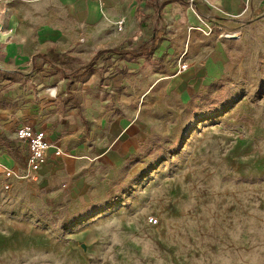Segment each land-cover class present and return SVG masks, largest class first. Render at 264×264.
Instances as JSON below:
<instances>
[{
  "label": "rangeland",
  "instance_id": "374dc122",
  "mask_svg": "<svg viewBox=\"0 0 264 264\" xmlns=\"http://www.w3.org/2000/svg\"><path fill=\"white\" fill-rule=\"evenodd\" d=\"M251 8L243 34L193 29L184 53L176 42L97 91L133 117L137 152L94 175L106 190L92 204L16 198L1 182L0 264H264V4ZM13 68L24 63L0 56Z\"/></svg>",
  "mask_w": 264,
  "mask_h": 264
},
{
  "label": "crops",
  "instance_id": "0c3cea01",
  "mask_svg": "<svg viewBox=\"0 0 264 264\" xmlns=\"http://www.w3.org/2000/svg\"><path fill=\"white\" fill-rule=\"evenodd\" d=\"M253 2L264 4V0H0V56L21 61L25 68L18 76L15 68L0 71V85L12 86L0 99V163L16 172L24 168L28 149L16 137L22 123L45 129L52 143L36 179L5 177L0 171V184L8 183L5 188L16 198L29 194L34 200L67 203L73 210L92 204L106 190L100 192L94 175L137 152L133 117L104 107L109 97L97 91L123 85V71L138 72L141 60H149L151 68L162 54L180 53L176 42H181L178 48L184 53L193 29L218 38L243 34ZM126 38L144 51H109ZM54 52L65 53L68 61L45 60ZM117 55L123 65L110 78L104 74L103 84L95 83ZM93 56V70L80 69ZM185 73L191 74L192 68ZM7 139L25 150L21 161L9 152ZM55 146L63 152L55 154Z\"/></svg>",
  "mask_w": 264,
  "mask_h": 264
},
{
  "label": "built area",
  "instance_id": "2783aa9c",
  "mask_svg": "<svg viewBox=\"0 0 264 264\" xmlns=\"http://www.w3.org/2000/svg\"><path fill=\"white\" fill-rule=\"evenodd\" d=\"M123 19H118L117 27L121 28ZM187 63L183 62L181 67L185 68ZM16 137L22 140L27 149L26 163L22 170L16 172L11 167H5L0 163V171L3 172L5 177L10 175H17L22 178H37V171L43 163L47 160V150L52 145L51 140L47 136L45 129L37 127L32 123H22L17 126ZM63 150L59 146H55L54 153L61 154ZM8 183H4L7 187Z\"/></svg>",
  "mask_w": 264,
  "mask_h": 264
},
{
  "label": "trees",
  "instance_id": "16d2710c",
  "mask_svg": "<svg viewBox=\"0 0 264 264\" xmlns=\"http://www.w3.org/2000/svg\"><path fill=\"white\" fill-rule=\"evenodd\" d=\"M153 38L155 36V32H153ZM152 47L154 46L153 40L150 43ZM133 42L131 38H126L123 43L119 46L112 47L109 49L111 52H117V53H129V52H143L144 49L142 46L137 45L136 47H132ZM46 53H42V56H46ZM48 58L45 60H48L49 62H67L68 61V56L65 53H59V52H54L51 55H47ZM96 63V57H91L86 63L80 65V69L85 70V71H90L93 70L94 65ZM120 71V70H119ZM8 150L9 152L15 157L17 160L22 159L23 153L25 152L24 149H20L19 146L16 144V142L12 139H7L6 140Z\"/></svg>",
  "mask_w": 264,
  "mask_h": 264
}]
</instances>
